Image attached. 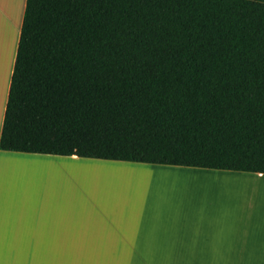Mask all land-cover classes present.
Segmentation results:
<instances>
[{
    "label": "trees",
    "instance_id": "1",
    "mask_svg": "<svg viewBox=\"0 0 264 264\" xmlns=\"http://www.w3.org/2000/svg\"><path fill=\"white\" fill-rule=\"evenodd\" d=\"M0 150L264 174V0H26Z\"/></svg>",
    "mask_w": 264,
    "mask_h": 264
},
{
    "label": "crops",
    "instance_id": "2",
    "mask_svg": "<svg viewBox=\"0 0 264 264\" xmlns=\"http://www.w3.org/2000/svg\"><path fill=\"white\" fill-rule=\"evenodd\" d=\"M25 6L0 0V135ZM75 258L264 264V174L0 150V264Z\"/></svg>",
    "mask_w": 264,
    "mask_h": 264
},
{
    "label": "rangeland",
    "instance_id": "3",
    "mask_svg": "<svg viewBox=\"0 0 264 264\" xmlns=\"http://www.w3.org/2000/svg\"><path fill=\"white\" fill-rule=\"evenodd\" d=\"M104 168V167H103ZM117 172V171H113ZM79 175V174H78ZM77 179L82 177L77 176ZM88 179L84 176L82 181L77 182L78 185ZM85 204L83 199L79 200ZM73 264H181V259L166 258H75Z\"/></svg>",
    "mask_w": 264,
    "mask_h": 264
},
{
    "label": "bare ground",
    "instance_id": "4",
    "mask_svg": "<svg viewBox=\"0 0 264 264\" xmlns=\"http://www.w3.org/2000/svg\"><path fill=\"white\" fill-rule=\"evenodd\" d=\"M47 167H49V166H47Z\"/></svg>",
    "mask_w": 264,
    "mask_h": 264
}]
</instances>
